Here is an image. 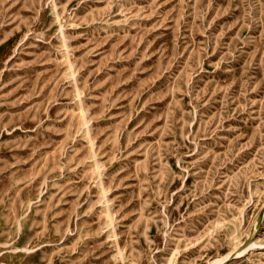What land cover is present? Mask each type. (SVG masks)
<instances>
[{
	"label": "rangeland",
	"instance_id": "rangeland-1",
	"mask_svg": "<svg viewBox=\"0 0 264 264\" xmlns=\"http://www.w3.org/2000/svg\"><path fill=\"white\" fill-rule=\"evenodd\" d=\"M0 264H264V0H0Z\"/></svg>",
	"mask_w": 264,
	"mask_h": 264
}]
</instances>
